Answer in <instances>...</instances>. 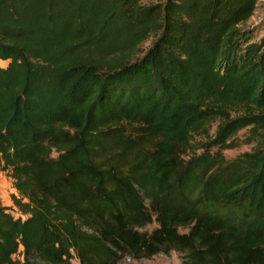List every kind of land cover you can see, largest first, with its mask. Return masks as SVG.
<instances>
[{
  "label": "trees",
  "instance_id": "obj_1",
  "mask_svg": "<svg viewBox=\"0 0 264 264\" xmlns=\"http://www.w3.org/2000/svg\"><path fill=\"white\" fill-rule=\"evenodd\" d=\"M258 2L0 0V264H264ZM218 118L213 157L173 161Z\"/></svg>",
  "mask_w": 264,
  "mask_h": 264
},
{
  "label": "rangeland",
  "instance_id": "obj_2",
  "mask_svg": "<svg viewBox=\"0 0 264 264\" xmlns=\"http://www.w3.org/2000/svg\"><path fill=\"white\" fill-rule=\"evenodd\" d=\"M146 3H150L156 0H144ZM244 28L249 29L252 32L253 37L256 40L264 38V0H259L258 7L249 20L244 23ZM152 43V39L142 44V52L139 57H142L148 50ZM0 65L6 66L5 61H0ZM222 120L219 118L210 126L208 134L204 136H194L189 141L179 147L174 155L173 161H175L181 167H184L189 159L195 158L200 155H207L213 157L218 148L209 145V140L216 134V131L221 124ZM256 142L250 138V131L248 128L240 131L230 142L229 148L222 150V166L240 158L242 156L251 154L256 151ZM57 154H55L56 156ZM16 193L13 187V182L9 176L0 170V200L4 205L13 206L12 195ZM13 214L18 216L19 213L15 209ZM157 226L156 223L148 225L144 230L151 231ZM22 250V248H21ZM15 259H23L22 253H18L14 256ZM73 264H80L77 258L72 261ZM119 264H182L181 254L178 251H172L170 255L160 253L151 258L146 259H134L124 258Z\"/></svg>",
  "mask_w": 264,
  "mask_h": 264
},
{
  "label": "built area",
  "instance_id": "obj_3",
  "mask_svg": "<svg viewBox=\"0 0 264 264\" xmlns=\"http://www.w3.org/2000/svg\"><path fill=\"white\" fill-rule=\"evenodd\" d=\"M127 259H128V260H130V258H129V257H127Z\"/></svg>",
  "mask_w": 264,
  "mask_h": 264
}]
</instances>
